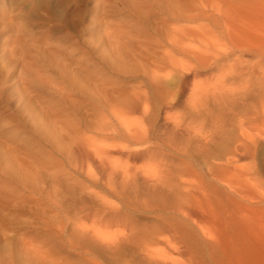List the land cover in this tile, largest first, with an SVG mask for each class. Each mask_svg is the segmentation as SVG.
<instances>
[{
	"label": "rangeland",
	"instance_id": "obj_1",
	"mask_svg": "<svg viewBox=\"0 0 264 264\" xmlns=\"http://www.w3.org/2000/svg\"><path fill=\"white\" fill-rule=\"evenodd\" d=\"M191 130L234 148L213 176ZM166 166L183 245L136 201ZM116 262L264 264V0H0V264Z\"/></svg>",
	"mask_w": 264,
	"mask_h": 264
},
{
	"label": "bare ground",
	"instance_id": "obj_2",
	"mask_svg": "<svg viewBox=\"0 0 264 264\" xmlns=\"http://www.w3.org/2000/svg\"><path fill=\"white\" fill-rule=\"evenodd\" d=\"M181 30V29H180ZM183 31V29H182ZM177 125V124H176ZM173 126V125H172ZM175 127V126H174ZM173 127V128H174ZM177 128V127H176ZM214 130V129H213ZM217 132V131H216ZM204 133V132H203ZM206 135L202 134V133H196L194 132L192 134V130H191V133L189 134L188 136V139L191 140V144H193V149H190V150H187V145L184 146V147H180L178 142L177 143L179 145L176 144V146H178L177 148H174L173 150H177V151H187L189 152V155H194L193 153V150H196V154L195 157L196 158H199L201 159V161L204 163L203 165H205V168L206 170H208V173H210L211 176L214 175V167L216 166V162L217 160H220L221 157V153L219 152H216L220 149L223 148V150L225 151L223 153L224 154H230L231 151L234 149L232 148V146L230 145V142H226V144L222 145V146H219L218 143H217V139H216V136H215V132H211V133H205ZM183 143V142H182ZM187 144V143H186ZM232 144V143H231ZM175 146V145H174ZM155 148V147H154ZM156 149V148H155ZM154 149V151H155ZM220 149V150H221ZM151 150V149H150ZM182 151V152H183ZM153 152V151H152ZM155 152H153L154 154ZM191 153V154H190ZM183 154V153H182ZM201 157V158H200ZM134 170H137V169H134ZM133 170V172H135ZM181 171V170H180ZM179 170H177L176 168H173L171 166H166L164 170H161L160 173L158 172L157 174H153V175H149L147 176L145 174V184L143 185V190H141V195L138 196L136 198V201H137V205L139 206L138 209L140 211H145V212H152L154 213V216H153V220H152V223L147 225L148 227H146V233H147V236L148 238L146 239L148 241V239L150 237V239H154L153 237H157L159 239V236L161 235V233H164L166 234V231H172L173 233H170L172 234L170 238L174 240H177L178 242H182V239L178 236V233H175L176 230H175V227L176 226H173L170 221H174V217H172L173 219L172 220H169L168 217H170V215L167 217L166 215L168 214H177V215H180L181 217L187 219V220H190L191 222H193L196 226H198V221L196 219L193 218V212L196 213L195 211H201V207L198 205V201L195 200V197H194V193L193 191L195 192L196 191V188L195 186H193L191 183L187 182L185 179H183V176H182V173L180 172ZM136 173V172H135ZM135 173H133V175H135ZM143 173V172H141ZM131 174H132V171H131ZM128 175V176H127ZM125 175L127 176L126 177V180L127 178L129 177V173ZM131 175V176H133ZM144 175V173H143ZM125 179V177H124ZM135 180V178H134ZM144 180V178H143ZM142 180V181H143ZM125 181V180H124ZM131 181V179L129 180ZM133 181V180H132ZM208 192V191H207ZM212 192V191H211ZM204 194L206 196H208V194H206L204 192ZM125 206V204H124ZM123 206V207H124ZM136 207V206H135ZM127 208V207H126ZM125 209V208H124ZM137 209V208H136ZM118 210H116L117 212ZM121 211V210H120ZM114 212V211H113ZM127 212V211H126ZM122 213V212H121ZM113 218V216H112ZM126 218V217H125ZM179 218V217H178ZM114 219V218H113ZM122 219V218H121ZM115 220V219H114ZM117 220V218H116ZM115 220V221H116ZM120 221V220H118ZM124 221V220H123ZM178 220H176L175 222L177 223ZM117 222V221H116ZM121 222V221H120ZM129 223V221H127ZM127 222H125L126 224H128ZM186 222V221H185ZM124 223V224H125ZM132 223V221H131ZM179 223L183 224L182 222L179 221ZM188 223V222H187ZM123 224V223H122ZM130 224V223H129ZM135 224V223H134ZM137 225V224H136ZM177 225V224H176ZM179 225V224H178ZM185 224H183V227H186L184 226ZM194 225V226H195ZM173 226V227H172ZM189 226V224H188ZM193 226V225H192ZM131 228V225L129 226ZM129 227H125V228H129ZM138 227V225H137ZM136 228V227H135ZM143 228V226H142ZM142 228L141 231L143 230ZM188 228V227H187ZM133 229V228H132ZM139 229V230H140ZM191 229V228H190ZM189 229V231H190ZM124 230V229H123ZM130 230V229H129ZM129 230H127L129 232ZM138 230V231H139ZM179 230V228H178ZM182 230V229H181ZM195 230V228H194ZM139 231L137 234L135 233H120V241H116L117 238L115 240H113L116 244V249L117 251H120V250H124L123 247L125 246H131V250L134 251V248H139L142 243H145L146 244V240L145 242H142L144 241V238L143 240H141V236L143 234H141L142 232ZM185 231V230H183ZM130 232H132L130 230ZM180 232V231H179ZM182 232V231H181ZM145 233V232H143ZM190 232H187L186 234H188ZM122 234H124L122 236ZM138 234H140L141 236H139ZM159 234V235H158ZM169 234V232L167 233V235ZM177 234V235H176ZM182 234V233H181ZM180 234V235H181ZM191 234V233H190ZM126 235V236H125ZM145 235V234H144ZM143 235V236H144ZM185 235V234H183ZM192 235V234H191ZM191 235H188V236H191ZM195 235V233H194ZM118 236V235H117ZM122 236V237H121ZM146 236V237H147ZM193 236V235H192ZM163 238L164 235L162 236ZM162 237L160 236V238L162 239ZM169 237V235H168ZM182 237V236H181ZM183 238H188V237H183ZM109 239V237H108ZM159 239V241L161 240ZM166 239L167 241L171 239L167 238L166 236ZM157 239H155L156 241ZM164 240V239H163ZM184 240V239H183ZM139 241H140V244H139ZM153 240V242H155ZM166 241V240H165ZM158 242V241H157ZM175 242V241H174ZM107 243V242H105ZM149 243H151L149 241ZM177 243V242H176ZM175 243V244H176ZM179 243V244H180ZM183 244H186L184 242H182ZM181 243V244H182ZM108 244V243H107ZM127 244V245H126ZM148 244V243H147ZM171 244V243H169ZM173 244V243H172ZM177 244V245H179ZM181 244H180V247H181ZM182 244V245H183ZM149 245V244H148ZM144 245L141 246V249L140 251H143L144 250H147V249H142ZM176 246V245H175ZM111 247V246H110ZM178 247V246H176ZM185 247H187L185 245ZM108 248V247H107ZM114 248V247H113ZM116 249H114L116 251ZM130 249V248H128ZM184 249V248H183ZM138 250V249H137ZM113 251V250H112ZM139 251V252H140ZM179 251V249H178ZM185 251V250H184ZM111 252V251H110ZM124 252V251H122ZM187 252V251H186ZM118 253V252H117ZM133 253V252H132ZM150 253V252H149ZM183 253V252H182ZM185 253V252H184ZM189 253V252H188ZM187 253V254H188ZM124 254V253H123ZM128 254V253H127ZM144 255H147V251L145 253H143ZM152 254V253H151ZM186 254V253H185ZM129 255V254H128ZM188 256H191L190 254ZM126 257V256H125ZM151 257V255H150ZM150 257H147L150 259ZM115 260V259H114ZM117 261V260H115ZM113 262V260H112ZM115 263V262H114ZM113 263V264H114ZM112 264V263H110ZM116 264H118L116 262Z\"/></svg>",
	"mask_w": 264,
	"mask_h": 264
}]
</instances>
